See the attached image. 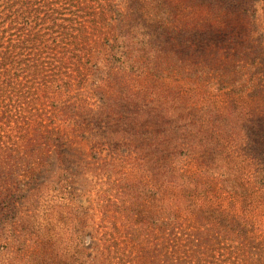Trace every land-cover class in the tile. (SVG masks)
<instances>
[{
	"label": "trees",
	"instance_id": "1",
	"mask_svg": "<svg viewBox=\"0 0 264 264\" xmlns=\"http://www.w3.org/2000/svg\"><path fill=\"white\" fill-rule=\"evenodd\" d=\"M260 3L0 0V263L47 205L14 264H264ZM173 74L252 102L204 112L167 87ZM55 203L73 207L62 235Z\"/></svg>",
	"mask_w": 264,
	"mask_h": 264
},
{
	"label": "rangeland",
	"instance_id": "2",
	"mask_svg": "<svg viewBox=\"0 0 264 264\" xmlns=\"http://www.w3.org/2000/svg\"><path fill=\"white\" fill-rule=\"evenodd\" d=\"M259 14H260V20L262 19L264 20V0H261ZM107 65H108L107 59L104 56V54H102L98 58V60H96L95 68H98V70L96 73L92 75V82H97V81L99 82V80L105 76L109 68ZM164 81L167 84V87H170V88L177 87L178 90L182 92L183 97L185 98L187 97L191 101L192 104L194 103L195 106L203 107L204 112H206L208 109L207 105H211L213 108L220 109L226 112L230 104L233 102V100H239L241 103H245V104H249L248 101L252 102V99L246 98L245 95L241 99H240V95H230L229 94L230 89L217 92L209 88L207 86V83H201L200 81H195L191 78L190 79L184 78L183 75L181 74H173ZM138 83L143 86H147V81L145 80H140ZM164 94H165V91H164ZM253 102H256V100ZM258 103L260 105L264 104L263 100H258ZM75 147H78V146H75ZM81 147H83V144L81 145ZM84 150L86 152H89V147L86 146ZM106 155H107L106 152H104L103 156L105 157ZM121 156L128 157V159H124V160H127L130 163V165L127 168V171L130 172L131 171L130 167L133 164L136 165L137 163V161L135 160L137 156L135 154L129 155L127 151L124 154H121ZM78 157L79 156H77V154H75L74 152L73 158L75 161H78ZM87 158L91 159V156L89 155ZM87 179H88V174H86L84 177L85 182L87 181ZM91 190H92V187L90 185H86L84 183L78 185V192L85 195L83 197L84 208L85 209L88 208L87 209L88 217L86 218L87 224L82 225V227L85 228V232H94V230L98 228L100 221H101V214L96 204L94 203L95 200L93 198V194L90 192ZM60 205L61 204L59 203H55L52 206H50L48 210H45V211L49 212L47 215V221L48 222L52 221V227L54 228L55 233L62 235L64 233V228L62 226L56 225L58 214H63L65 216L66 214L71 212V208L73 207L72 206H60ZM46 207L47 205L42 207L38 212H36V216L38 215V219L34 220L33 223L28 222L26 220L22 222L20 221L16 224V227L18 229L17 233L19 235L18 236L19 240L16 241L14 239V241L11 242L9 255L5 254L0 264H14L13 261L16 262L17 260L21 259L20 257L22 255L23 250L26 252L27 255L31 254L34 247H32L33 244H31V242L28 241L30 237L29 232L36 230V227L38 225L44 224L43 220L46 216L44 215L43 217V212H44L43 208L45 209ZM28 209L29 210L27 209L22 210L21 216H24L26 212L27 214H29V216L33 215V210L30 205L28 206ZM83 232H84V229H83ZM23 244H25L26 246H24ZM29 245L30 247H28ZM27 247L29 250L27 249ZM58 252L60 253L59 248H58Z\"/></svg>",
	"mask_w": 264,
	"mask_h": 264
}]
</instances>
